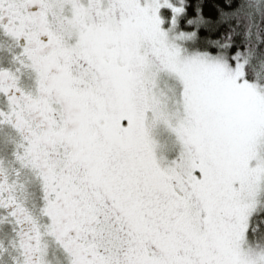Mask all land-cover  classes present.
<instances>
[{
  "label": "snow or ice",
  "instance_id": "snow-or-ice-1",
  "mask_svg": "<svg viewBox=\"0 0 264 264\" xmlns=\"http://www.w3.org/2000/svg\"><path fill=\"white\" fill-rule=\"evenodd\" d=\"M0 264H264V0H0Z\"/></svg>",
  "mask_w": 264,
  "mask_h": 264
}]
</instances>
